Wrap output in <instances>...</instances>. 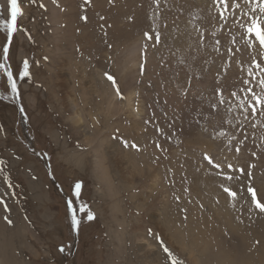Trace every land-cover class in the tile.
Segmentation results:
<instances>
[{
	"label": "rangeland",
	"instance_id": "obj_1",
	"mask_svg": "<svg viewBox=\"0 0 264 264\" xmlns=\"http://www.w3.org/2000/svg\"><path fill=\"white\" fill-rule=\"evenodd\" d=\"M248 263L264 0H0V264Z\"/></svg>",
	"mask_w": 264,
	"mask_h": 264
},
{
	"label": "bare ground",
	"instance_id": "obj_2",
	"mask_svg": "<svg viewBox=\"0 0 264 264\" xmlns=\"http://www.w3.org/2000/svg\"><path fill=\"white\" fill-rule=\"evenodd\" d=\"M108 92H110V91H108ZM112 92L114 93V91H113L112 88H111V92H110V94H111L110 97H111V98H113L112 96L115 95V94L113 95ZM108 94H109V93H108ZM110 94H109V95H110ZM108 97H109V96H108ZM110 97H109V98H110ZM114 98H115V97H114ZM114 98H113V99H114ZM110 100H111V99H110ZM113 101H114V100H113ZM109 102H110V101H109ZM109 102H108V103H109ZM109 105H110V104H109ZM111 105H112V104H111ZM79 118H80V117H79ZM80 119H81V118H80ZM80 119H79V120H80ZM104 170H105V169H104ZM104 173L107 175V171H106V170L104 171ZM105 174H104V175H105ZM206 181H208V180H206ZM209 181H210V180H209ZM209 187H210V186H209ZM209 187H208V188H209ZM209 189H211L212 193H215V192L217 191V190H216L214 187H212V186H211V188H209ZM218 190H219V189H218ZM208 192H210V191H208ZM210 193H211V192H210ZM215 194H216V193H215ZM211 196H212V195H211ZM215 196H216V195H215ZM213 197H214V196H213ZM212 199H214V198H212ZM215 200H216V199H215ZM215 200H214V201H215ZM214 201H213V202H214ZM216 201H217V200H216ZM217 202H218V201H217ZM221 202H222V201H221ZM223 203H224V202H223ZM223 203H222V204H223ZM216 205H217V204H216ZM223 205H224V204H223ZM224 206H225V205H224ZM222 211H223V210H222ZM232 211H233V210H232ZM228 214H229V213H228ZM226 215H227V214H226ZM236 217H237V215H236ZM198 234H199V233H198ZM197 238H198V237H197ZM203 242H204V241H203ZM209 245H210V243H209ZM211 245H212V243H211ZM208 247H209V246H208ZM236 248H237V247H236ZM208 250H209V248H208ZM237 255H238V254H237ZM248 264H249V263H248Z\"/></svg>",
	"mask_w": 264,
	"mask_h": 264
}]
</instances>
